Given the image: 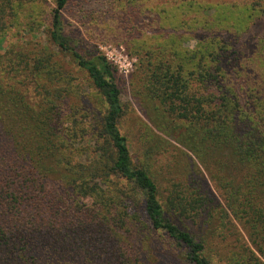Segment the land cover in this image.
Returning <instances> with one entry per match:
<instances>
[{"label":"trees","instance_id":"trees-1","mask_svg":"<svg viewBox=\"0 0 264 264\" xmlns=\"http://www.w3.org/2000/svg\"><path fill=\"white\" fill-rule=\"evenodd\" d=\"M43 2L0 0V42L21 20L34 23ZM68 2L49 9L48 46L17 40L0 53V264H264V79L253 81L256 67L240 72V55L226 56L229 44L214 39L191 58L177 47L172 59L168 48L160 57L139 53L132 86L149 123L141 120L135 157L122 133L117 71L66 35ZM248 10L251 22L264 0ZM227 66L248 79L245 92ZM79 72L101 110L67 118V109L81 113ZM171 148L190 172L165 189L153 163Z\"/></svg>","mask_w":264,"mask_h":264},{"label":"rangeland","instance_id":"rangeland-1","mask_svg":"<svg viewBox=\"0 0 264 264\" xmlns=\"http://www.w3.org/2000/svg\"><path fill=\"white\" fill-rule=\"evenodd\" d=\"M256 1L69 0L63 11L66 35L77 41L85 53L105 55L117 71L121 100L127 108L121 125L122 133L128 138L135 157L138 155L140 135L144 132L141 120L149 123L145 121L134 98L136 83L132 86V79L139 75V53L154 52L160 57L161 50L168 48L167 57L172 59V49L177 47L187 58H191L205 51L209 40L214 39L221 46L223 43L229 44V54L225 52L226 56L236 58L233 52L240 55V72H250L248 70L256 67L252 73L253 81L259 85L264 79V12L258 13L251 22L248 18V7ZM54 5V0H44L42 6L47 9H39L34 23L26 18L13 26V32L0 42V53L3 54L17 40L48 46L49 9ZM250 60H253L252 64ZM234 62L237 64V61ZM245 64L249 67L245 68ZM227 67L235 86L241 93L245 92L248 79L239 71ZM76 78L81 93L75 102L80 105L81 113L77 115V112L67 109V118L83 117V109V112L99 114L102 105L99 94L85 74L76 73ZM189 163L182 152L171 148L154 158L153 170L160 175L167 189L172 183L188 182ZM205 174L210 189L214 190V177L206 171ZM230 242L227 240L224 245H230Z\"/></svg>","mask_w":264,"mask_h":264}]
</instances>
